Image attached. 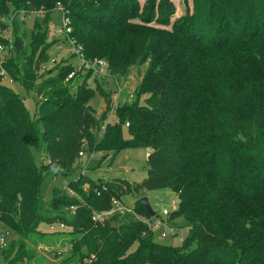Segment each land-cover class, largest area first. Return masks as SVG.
I'll use <instances>...</instances> for the list:
<instances>
[{
	"label": "trees",
	"instance_id": "1",
	"mask_svg": "<svg viewBox=\"0 0 264 264\" xmlns=\"http://www.w3.org/2000/svg\"><path fill=\"white\" fill-rule=\"evenodd\" d=\"M58 5L71 20V40L87 60H106L110 77L147 65L137 100L118 107L119 123H104L92 109L98 92L111 108V93L89 86L92 71L76 69L67 80L75 69L63 60L40 74L56 44L46 42V28ZM184 6L175 18L172 0H0L1 30L12 13L45 12L30 36L21 33L24 22L14 21L17 51L5 65L14 81L35 91V120L0 80V218L18 238L5 251L6 263L34 261L32 244L45 222L76 229L74 264H264V0H184ZM130 147L151 150L141 183L82 172L81 151L88 158L114 152V160ZM39 151L47 163L37 164ZM51 170L72 189L56 191L57 216L40 206ZM161 188L178 195L169 220L182 218L189 228L181 246L157 242L129 215L93 221V212L111 210L113 199ZM134 209L158 216L138 200Z\"/></svg>",
	"mask_w": 264,
	"mask_h": 264
},
{
	"label": "rangeland",
	"instance_id": "2",
	"mask_svg": "<svg viewBox=\"0 0 264 264\" xmlns=\"http://www.w3.org/2000/svg\"><path fill=\"white\" fill-rule=\"evenodd\" d=\"M172 1L174 2L177 10V14L175 16L176 18L179 17L181 14H183L185 8L184 0H172ZM139 2L143 4L145 3V0H139ZM57 7L54 9V12L52 14V19L50 20L48 27L46 28L48 33L47 34L48 40L46 42L48 44L56 42V44L49 52L48 60L42 66L40 74H43L48 70L55 68L63 60L64 61L68 60L69 63L71 64L72 62L75 63L77 69L80 70L81 74L88 73L89 69L81 67L80 63L76 60V58H73L75 54H72L73 52L72 50L70 51V49L67 47V43L65 42V40L59 35L57 36L55 34L53 35L49 33V31L52 30L54 26H61V22L63 20V14L57 9ZM18 14L19 13H17V15ZM12 15L3 18V21L6 23V28H8L7 23L10 24ZM44 18H45L44 11H32L27 13L25 17L26 20L21 21L24 22L21 33L26 32L30 36V33L35 25L36 20H42ZM14 33H15V27H14ZM29 41H30V37L22 45V47H25V45H27ZM58 46H61V49ZM15 48L17 49V47ZM15 51L17 50H14L13 55L14 54L16 55ZM13 55L8 58L7 62L13 57ZM52 58L57 59L56 64H53L51 62ZM95 60H104V59H95ZM95 60L92 61L95 62ZM146 69H147V65L133 67L132 69H130L126 77L120 79L106 75H99L96 72L92 71L93 73L91 78L89 79V86L94 89L99 84L104 88L105 92L111 93L110 94L111 108L109 109L105 99L100 95L99 92L97 93L95 99L91 102V107L95 111L97 117L99 118H101L102 116L105 117L107 120H105L104 123H112V124L119 123V119L117 118L118 107L133 103L135 100H137L136 98L137 86L142 76L145 74ZM2 84L6 87H9L19 96H21V98H23L27 110L31 115V118L35 120L37 118L36 115L37 101H36L35 91L34 90L28 91L19 82L14 81L13 79L10 78L4 79L2 81ZM118 89H121L123 93L120 94L119 96L120 98L117 99L119 105H116V97L118 94ZM130 94L135 95V98L131 101L129 100ZM147 99H148V95H143L139 99L140 104L146 105ZM127 126L125 125L123 126V137L124 139L129 140L131 136ZM150 153L151 150L146 147H134V148L130 147L122 150L119 154L115 156L114 160H112L114 157V152H108V151L98 152L95 154V157L93 158L92 162H90L89 169L85 174L89 175L94 180L123 179L131 183L133 182L141 183L147 177L148 174L147 160ZM35 158L38 165H40L43 162L46 163L48 162V159H45V153L42 151L36 153ZM51 172L52 170L47 173V176L43 183L40 206H41V211L44 215L48 216L50 214L51 216H57L58 212L54 210L53 203L55 197L59 198L62 197V195L61 193H58L56 191H59L60 189L62 190L69 189L71 191L72 189L68 186L67 180L69 179L60 178ZM79 173L80 172H75L74 174H72L70 179H74L75 177L77 178ZM89 189H90V184H85L84 190L88 191ZM76 197L80 198L77 194ZM144 197L148 198L152 206V209L158 215V217L159 216L165 217L163 215V211L165 209L172 212L177 208L179 204L178 195L175 194L173 190H171L170 188H161L154 191H145L142 194L135 196L125 195L123 196L122 201L125 206L134 207L136 201ZM173 201H175V204L173 203ZM65 214H71V213L69 211H65ZM176 220L172 222L175 226L185 227L184 225L185 222L183 219L178 221L177 225L175 224ZM56 224L58 226L60 225L59 223ZM57 225L54 226L58 229L59 227ZM50 226L51 225L45 222L40 223V225L38 226V232H40L42 236H39V238H37L35 242L32 244V246L35 249L36 257L34 261L26 264H74L75 263V262L73 263V261L77 257L78 251L76 250V248L71 249V247H73L72 246L73 244L70 243L71 240H74L76 239V237H78L77 236L78 232L76 231V229L74 230L72 227L66 226L65 229L59 231H52L50 230ZM178 234L186 237L187 236L186 229L185 228L180 229L178 231ZM12 238L13 240H16L17 236L13 233ZM155 240L163 245H170V246L182 245L179 238L157 239L155 237ZM133 248L135 249L136 245ZM193 248L194 247H192L191 249ZM4 264H8V263L4 262Z\"/></svg>",
	"mask_w": 264,
	"mask_h": 264
},
{
	"label": "built area",
	"instance_id": "3",
	"mask_svg": "<svg viewBox=\"0 0 264 264\" xmlns=\"http://www.w3.org/2000/svg\"><path fill=\"white\" fill-rule=\"evenodd\" d=\"M57 9L63 14V20L61 22V26H54L52 30L49 31V33L53 35L55 34L57 36L59 35L65 40V42L67 43V47L70 49V51L72 50L73 52L72 54H75L73 58H76V60L80 63L81 67L88 68L89 70L94 71L99 75L109 76L108 74L109 64L107 61L95 60L94 62L92 60H87L84 54L82 53V47L77 46L76 43L73 40H71L70 34L72 32V27H71V20L67 16V11L61 5H58ZM26 14L27 13L25 11L20 12L18 15L17 13H13V15L11 14L12 17L10 16L11 17L10 24L7 23L8 28H6L5 30L0 29V36L4 39V42L0 43V80L1 81H3L4 79H9V78L12 79L8 71L6 70L5 65L7 63L8 58L13 55L14 50H15L16 38H15V33H14V21L15 19H19L20 21H25ZM9 33L12 35H10ZM58 47L61 49V46H58ZM51 62L53 64H56L57 59L52 58ZM72 66L74 67L75 70L77 69V66L73 62H72ZM77 70L72 72L69 75L67 80L73 79L76 76ZM122 93L123 91H121V89H118V94L116 97V105H119V103L117 102V99L120 98L119 96ZM134 98H135L134 94L129 95L130 101L133 100ZM103 130L105 131V127H103ZM95 154L96 153L90 155L88 158L86 157V154L84 151L80 152V158H82V161L84 162L85 160L87 161V163L85 162L86 164L84 163L82 167V172L84 174L87 173V170L89 169L88 168L89 164L90 162H92L93 158L95 157ZM173 203L175 204V201H173ZM72 210H76V209L73 207ZM171 213L172 212L165 209L163 211V215L165 217L155 216V218L153 219H148V218L138 215L135 212L134 207L125 206L122 200L113 199L111 210L105 211V212H97V211L93 212V221L98 224L100 223L103 224L115 216L124 218L129 215L135 221H139L147 225L148 229L152 233H154L156 237H158L159 239L179 238L180 242L183 243L187 236L184 237L183 235H179L178 231L182 228H185L187 235H188L189 228L175 226L169 220ZM59 224H60L59 226L57 224H54L59 227L58 229L54 225H51L50 230L59 231V230L66 228L64 224H61V223ZM13 233L14 232L10 228H8L0 218V264H4L5 262L4 254H5V251L9 248L13 240L12 238Z\"/></svg>",
	"mask_w": 264,
	"mask_h": 264
},
{
	"label": "water",
	"instance_id": "4",
	"mask_svg": "<svg viewBox=\"0 0 264 264\" xmlns=\"http://www.w3.org/2000/svg\"><path fill=\"white\" fill-rule=\"evenodd\" d=\"M138 202H139L142 206H144V207L146 208V210H147V212H148V214H149L150 216H152V217L155 216L156 213H155L154 210L152 209V206H151V204H150L148 198L144 197V198H142V199H139Z\"/></svg>",
	"mask_w": 264,
	"mask_h": 264
},
{
	"label": "crops",
	"instance_id": "5",
	"mask_svg": "<svg viewBox=\"0 0 264 264\" xmlns=\"http://www.w3.org/2000/svg\"><path fill=\"white\" fill-rule=\"evenodd\" d=\"M180 220H182V218H180L179 220H176L175 224L177 225L178 221H180ZM156 238L158 239V237H156Z\"/></svg>",
	"mask_w": 264,
	"mask_h": 264
}]
</instances>
